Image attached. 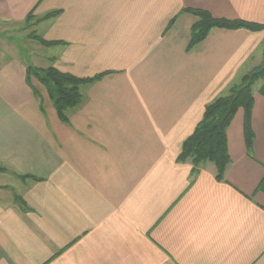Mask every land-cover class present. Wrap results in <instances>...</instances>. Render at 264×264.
<instances>
[{
  "label": "crops",
  "instance_id": "obj_1",
  "mask_svg": "<svg viewBox=\"0 0 264 264\" xmlns=\"http://www.w3.org/2000/svg\"><path fill=\"white\" fill-rule=\"evenodd\" d=\"M185 8L264 24V0H0L37 35L30 58L0 39V264H264V76L253 144L240 108L222 179L178 160L206 105L264 66V28L188 49ZM31 63L103 75L66 122Z\"/></svg>",
  "mask_w": 264,
  "mask_h": 264
},
{
  "label": "trees",
  "instance_id": "obj_2",
  "mask_svg": "<svg viewBox=\"0 0 264 264\" xmlns=\"http://www.w3.org/2000/svg\"><path fill=\"white\" fill-rule=\"evenodd\" d=\"M197 15L198 19L191 27L188 49L206 38L208 33L215 27L240 28L246 27L252 30L264 28V24H256L244 20H229L212 15L208 10L200 8H185ZM58 11H52L46 16H53ZM32 17L30 13L28 19ZM44 44H56L58 41H46ZM37 77L47 88L49 96L57 109L59 117L63 121H69L71 109L78 107L84 93L81 86L90 83L103 74L93 77H78L63 72L54 66L38 68L31 64L27 65V78ZM264 76V66L256 67L245 73L238 83L232 84L225 94L215 98L205 107L203 117L196 125L192 134L183 142L178 160L190 159L194 165L193 175L197 173L202 163L212 161L216 164L218 179H222L231 157L228 149L227 128L240 108L245 110V135L248 147L251 148L254 132L251 124V115L254 105L253 85ZM1 170L6 167L0 166ZM194 177L191 182H193ZM264 189V179L260 184Z\"/></svg>",
  "mask_w": 264,
  "mask_h": 264
},
{
  "label": "rangeland",
  "instance_id": "obj_3",
  "mask_svg": "<svg viewBox=\"0 0 264 264\" xmlns=\"http://www.w3.org/2000/svg\"><path fill=\"white\" fill-rule=\"evenodd\" d=\"M29 19H32V18H29ZM26 23L27 22H19V23L8 22L7 23V22L0 21V39H6V41H9L11 45H16V47L23 54V56L28 57L27 52L34 49L33 42L37 35L36 33H34V30H32V28L28 26ZM31 65L36 66L38 68L50 67V66L40 67L32 63Z\"/></svg>",
  "mask_w": 264,
  "mask_h": 264
}]
</instances>
